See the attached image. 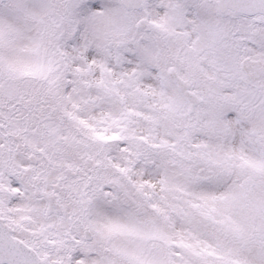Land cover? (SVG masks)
Wrapping results in <instances>:
<instances>
[{"label":"snow or ice","instance_id":"6c2138e0","mask_svg":"<svg viewBox=\"0 0 264 264\" xmlns=\"http://www.w3.org/2000/svg\"><path fill=\"white\" fill-rule=\"evenodd\" d=\"M0 264H264V0H0Z\"/></svg>","mask_w":264,"mask_h":264}]
</instances>
